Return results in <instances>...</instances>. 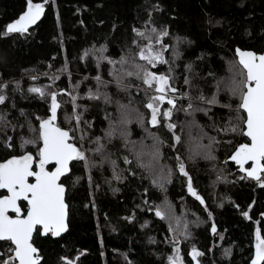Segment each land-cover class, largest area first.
I'll use <instances>...</instances> for the list:
<instances>
[{
	"label": "trees",
	"instance_id": "trees-1",
	"mask_svg": "<svg viewBox=\"0 0 264 264\" xmlns=\"http://www.w3.org/2000/svg\"><path fill=\"white\" fill-rule=\"evenodd\" d=\"M33 3H44L46 9L38 24L27 33L4 36L7 25L26 11L27 0H0V95L7 97L5 104L0 105V115L5 117L0 121V162L27 151L35 153L31 145L21 148L22 140L36 139L38 132L32 129H38L37 117L50 116V97L41 98L29 88L45 86L47 90L68 92L73 84L82 82L88 91L97 87V75L113 80L112 65L102 62L97 67L98 50L106 48L103 55L115 61L136 56L139 47L134 42L141 47L146 42L134 29L146 34L153 27L168 30L164 43L169 46L165 52L169 65H158L155 71L168 73L171 67L172 84L178 89L171 95L177 96L181 104L191 103L203 111L200 105L207 104L197 97L215 96L217 82L227 77V60L234 58L239 66L236 49L264 53V0ZM86 51L94 54L84 57ZM34 76L37 79H32ZM113 86L103 89L115 101L126 100L127 96L116 93ZM229 103L230 99L222 97L220 105L209 106L204 115L197 114L202 130L216 141L217 160L216 167L210 162H186L193 188L204 200L201 204L188 192L187 177L178 171L176 154L182 156L183 147L176 144L165 124L147 126L162 141V162L171 168L170 182L166 179L154 184L124 140L105 136L109 113H113L111 104L83 100L79 113L84 128L77 136L83 134L101 151L90 153L97 164L74 161L72 171L62 179L67 187L69 229L59 238L35 235L33 243L40 251L41 264H66L67 260L73 264H169L178 245L168 217L161 219L156 215L166 199L178 211H186L199 221L188 235L190 238L181 241L179 254L184 264H196L191 255L193 248L203 253L198 257L200 264H250L256 229L260 228L264 235V188L253 180L241 179L244 175L229 162L235 148L247 142L238 133L221 131L235 120L236 112L225 106ZM59 122L66 129L75 127L60 118ZM132 134L135 140L145 136L144 130L136 127ZM8 137L12 148L5 146ZM98 137L99 144L95 143ZM125 157L131 163H125ZM244 211L249 212L251 219L242 215ZM10 247V242L0 241V252L4 253L0 259L12 255Z\"/></svg>",
	"mask_w": 264,
	"mask_h": 264
},
{
	"label": "snow or ice",
	"instance_id": "snow-or-ice-1",
	"mask_svg": "<svg viewBox=\"0 0 264 264\" xmlns=\"http://www.w3.org/2000/svg\"><path fill=\"white\" fill-rule=\"evenodd\" d=\"M47 0H45V3ZM45 11L44 3H33V0H27V10L13 23L7 25L3 35L7 36L13 33H27L32 25H35L43 16ZM136 35L147 41L142 47H139L138 59L144 61V64L136 63L135 60L130 64L129 59L122 57L119 61L104 56L106 48H100L99 55L96 56L97 67L102 62L112 65L115 69L110 75L113 80L108 81L102 79L100 75L94 77L97 85L106 88L110 83H115L117 88L124 92H130L132 88L139 91V85L126 84L125 78L135 77L146 88L143 89L144 95L147 97L145 107L150 111L148 124L152 128H157L165 124L167 129L174 135L177 144L181 143V137L175 135L177 124L171 122L174 111H187L185 109H177V102L173 95L178 89L173 86V77L170 74L159 73L154 71L158 65H169V61L165 59V52L168 45L164 43V38L169 35L165 28L158 31L151 28L150 33L134 29ZM155 40V43H153ZM159 45V48L156 47ZM90 53L86 51L84 57H88ZM238 57L239 70L233 73L230 79L224 82L225 89L231 93L233 97L238 98V104L235 109V119L237 123L233 124L229 121L230 127L221 129L225 133H238L247 139V142L240 143L235 148L234 153L229 157L236 165L239 171L245 175L241 179L251 178L256 181L261 188H264V54H257L251 51L236 50ZM178 56V53H177ZM120 64L123 69H116L115 66ZM169 67V73H171ZM61 71H64L62 69ZM59 77H52L53 80ZM37 79V77H32ZM185 83H189L185 79ZM7 87V85H3ZM78 86H74L73 91ZM219 88V84L217 86ZM31 93L38 94L41 98L50 97V116L46 119L37 117L40 121L38 129L32 131L38 132L36 139H23L21 148L31 145L35 148V153L31 151L24 152L19 156L0 162V241L10 242L9 251L12 255L7 258L0 259V264H41L42 257L39 250L34 246L33 236L51 234L52 236H60L68 231V204L65 201L66 187L62 182L63 177H67L72 171L74 161H88V156L77 144V140L84 139V135L77 136L82 115L76 111L80 106L75 102L77 96L66 90L60 92H46L45 88L31 87L28 89ZM68 95L71 97L73 105V114L71 116L65 113V122L75 123L74 128H64L59 122L58 113L62 108V104L58 101V96ZM200 101L209 105L219 103L217 97L206 98L203 95L197 97ZM7 97L0 95V105H4ZM87 99L95 101H103L105 104L113 103L112 98L107 93H102L99 88L94 92L88 90ZM170 107L164 108V105ZM231 108V105H225ZM189 109L193 105L189 103ZM120 125H127L132 122L135 115L136 120L141 125L144 117L138 114V110L130 109L127 105H120ZM194 111L201 109L196 108ZM21 115H24L21 112ZM5 117L0 115V121H4ZM242 124V126H241ZM113 127H115L113 125ZM112 132H108L109 137ZM127 129H122V135L127 138ZM156 145L153 151L149 153L153 161H157L160 156L159 147L162 141L158 137L153 136ZM215 143L216 141L213 140ZM95 143H100L98 137ZM5 146L12 148L11 137L6 138ZM206 148L203 155L207 159L215 160V156L211 155V145H197L196 154H201L200 149ZM97 152L101 149L97 148ZM144 155L143 150L137 153L138 160ZM178 171L187 177V190L201 204H204L203 198L197 193L192 185V177L189 176L183 160L177 156ZM114 163V162H113ZM125 163H131L125 157ZM149 167V165H143ZM247 166V167H246ZM171 169L168 170L166 179L170 182ZM119 179V177H117ZM157 183V181H153ZM162 186V185H159ZM10 213L12 215H10ZM156 215L161 219L165 218V213L159 209ZM242 215L251 219L248 211L242 212ZM213 234L217 233L215 226L212 227ZM255 252L251 264H264V235L261 234L260 228L255 233ZM179 248L176 249V255L169 258V264H184L183 258L179 254ZM192 259L196 260V264H200L198 257L203 253L193 248ZM4 253L0 252V257ZM66 264H73V261L67 260Z\"/></svg>",
	"mask_w": 264,
	"mask_h": 264
},
{
	"label": "rangeland",
	"instance_id": "rangeland-1",
	"mask_svg": "<svg viewBox=\"0 0 264 264\" xmlns=\"http://www.w3.org/2000/svg\"><path fill=\"white\" fill-rule=\"evenodd\" d=\"M147 34H151L150 32ZM144 41L147 43V41L144 39ZM143 42V41H142ZM153 43H155V40H153ZM157 48H159V45H156ZM126 58L129 59V63L131 64L133 62V60H135L136 63L139 64H144V61H140L138 59V57L136 56H124ZM124 66L117 64L115 66L116 69H123ZM239 66L236 65V60L233 59H229L227 60V77L223 80H219V82H217L216 85V94L215 97H217L219 103L216 105H220L221 104V98L225 97L227 99H230V103L229 105H231V108L234 110L237 107L238 104V98L233 97L231 95L230 92H228L225 87H224V82L228 81L230 79V77L233 75L234 72H236L237 70H239ZM115 69L113 68L111 71L113 72ZM155 71V69H153ZM161 73V72H160ZM164 74H170L171 76L174 74L172 71L171 73H165L162 72ZM103 79V78H102ZM105 80V79H104ZM126 84H132V85H139V91H137L136 88H132L130 92H124L122 90H120L119 88H117V86L115 85V83H110V86H113L112 84H114L113 87L116 88V93L121 92L124 97H126V100H122V102L120 101H115L113 100V103H109L111 104V106L113 107V113L112 111H110L109 113V128H108V132H112V136L109 137L106 133V137L107 138H120L122 140H124L125 143H127L131 149L130 153L131 155L138 161V163L141 165H149V167H143L150 175V177L152 178V180H155L157 182H164L166 180L167 174H168V170L171 169L170 167L166 166L163 162H162V147L161 144L157 145L159 147V152H160V156L157 161H153L152 157L149 155V153H151L153 151V146L156 145V140L153 138V136L158 137L156 134H154L153 132H150V130L147 128L148 124V118L150 117V111L145 107V103L147 102V97L144 95L143 89L146 88L145 85H143L139 80H137L135 77H129V78H125L124 81ZM95 84L97 85V82L95 81ZM219 84V88L217 87ZM74 86H78L75 88V91H73ZM174 86V85H173ZM43 88H45V90L47 92H60L61 90H56L53 89L51 90H47V88L44 86ZM97 88H99V90L102 93H107L108 92L106 90H104V87H100L97 85L96 88H94L92 91H96ZM87 87H83L82 86V82L78 83V84H73L68 92H71L73 95H76L78 98L76 100V104L79 105L80 107L78 109H76L77 112H79V109L81 108V103L83 102V100H86L87 98V93L88 91ZM118 91V92H117ZM134 92H138L142 95V97H138ZM120 93V94H121ZM121 94V95H122ZM171 95V94H170ZM174 96V95H173ZM189 96L194 97L192 94H190ZM177 102V109H185L187 111H174L173 112V118L172 121L173 123L177 124V129H176V134L179 135L181 137V145L183 147V151H182V156L180 154H176V158L177 156L180 157L181 160H183L185 167L187 166V163L189 164H194L198 161H202V162H210L214 167L215 166V162L216 160V154H215V148L216 145L213 142V139L209 137V135L204 132L202 130V128L200 127V125L197 122V114L201 113L204 115V111L206 112L207 109L209 108V106L213 107L216 105H200L201 108L204 109V111L202 110L201 112L198 111H194L193 109H196L195 107H193L192 109H189L187 104H181L180 100L177 96H174ZM198 99V98H197ZM199 100V99H198ZM58 101L61 102L62 104V108L60 110L59 114V118L60 120L63 121V123H65L66 125H68L69 127L73 124V123H67L65 122V113H67V115L71 116L73 114V105L70 102L71 101V97L68 95H61L58 96ZM200 101V100H199ZM202 102V101H200ZM120 105H127L130 109H136L138 110V114L143 115L144 117V122L141 125L140 123L137 122L135 115L132 117V122L127 124V125H120L119 120H120ZM170 107L169 105H164V108H168ZM81 114V112H80ZM234 120V119H233ZM232 120V121H233ZM236 123V119L234 120ZM84 123L81 122L79 130L77 131V135L81 133L80 129L84 128ZM113 125L115 127H113ZM75 126V125H74ZM242 126V124H241ZM133 127L139 128L141 130H144L145 136L142 140H135L134 136L132 134V129ZM126 128L127 129V138L124 137V135H122V129ZM86 130V128H85ZM87 136V135H86ZM78 146H80L82 148L83 151H85L86 153H89L88 156V161H91L93 164H97V162L94 160L92 154H90L91 152H93L94 150H96L95 146L93 147V145H91L88 141H86V138L82 139V141H76ZM177 144V143H176ZM197 145H201V146H209L211 145V155L215 156V160L212 159H207L204 157L203 152L206 151V148H201L200 152L201 154H196V148ZM87 149V150H85ZM129 149V150H130ZM141 149L144 152V155L138 160L137 158V153L141 152ZM183 153L185 158L183 157ZM110 160V159H109ZM87 161V162H88ZM187 162V163H186ZM161 211H163L165 213V216L168 217L170 224H171V232H172V237L174 239V241L177 243V248H179L180 250V244L181 241L184 240H188L190 237H188V235L190 234L192 228L196 225L199 224V221L196 220V218L194 217V215L187 213L186 211H178L176 206L171 204V202L166 199L164 201V203L161 206ZM176 255V252L174 253V255L172 257H174ZM182 257V256H181Z\"/></svg>",
	"mask_w": 264,
	"mask_h": 264
},
{
	"label": "water",
	"instance_id": "water-1",
	"mask_svg": "<svg viewBox=\"0 0 264 264\" xmlns=\"http://www.w3.org/2000/svg\"><path fill=\"white\" fill-rule=\"evenodd\" d=\"M26 10H27V8H26ZM45 12H46V9H45V11H44V14H45ZM44 14H43V16L40 18V20L44 17ZM39 20V21H40ZM38 21V22H39ZM38 22L35 24V25H32L29 29H31V28H33V27H35L37 24H38ZM237 50V49H236ZM240 50H242V49H240ZM242 51H251V50H242ZM251 52H254V51H251ZM262 54H264V53H262ZM237 55V54H236ZM238 58V57H237ZM234 153V152H233ZM229 162L230 163H233V164H235L233 161H231L230 159H229ZM238 168H239V166L238 165H236ZM247 167V166H246ZM240 172V171H239ZM242 175H245L244 173H242V172H240ZM70 174V173H69ZM64 178V177H63ZM62 178V179H63ZM247 179H250V180H253V179H251V178H247ZM254 181V180H253ZM256 182V181H255ZM66 187V186H65ZM66 196H67V187H66V193H65V201H66ZM67 203V202H66ZM263 217H264V215H263ZM68 221H69V206H68ZM68 221H67V223H68ZM68 229H69V224H68ZM67 233V231L66 232H64V233H62L60 236H58V237H56V236H52L53 238H59V237H61L62 235H64V234H66ZM50 235V234H49ZM42 236H44V235H42ZM48 236V235H47ZM34 237H35V234H34V236H33V242H34ZM45 237V236H44ZM35 246V245H34ZM36 247V246H35ZM37 248V247H36ZM38 249V248H37ZM39 250V249H38ZM39 254H40V251H39ZM42 262V261H41ZM251 264V263H250Z\"/></svg>",
	"mask_w": 264,
	"mask_h": 264
},
{
	"label": "flooded vegetation",
	"instance_id": "flooded-vegetation-1",
	"mask_svg": "<svg viewBox=\"0 0 264 264\" xmlns=\"http://www.w3.org/2000/svg\"><path fill=\"white\" fill-rule=\"evenodd\" d=\"M10 215H12V214L10 213Z\"/></svg>",
	"mask_w": 264,
	"mask_h": 264
}]
</instances>
